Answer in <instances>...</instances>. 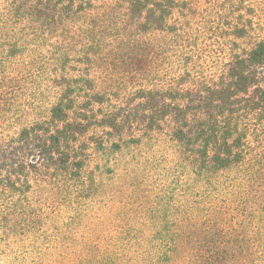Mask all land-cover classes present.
<instances>
[{
  "label": "trees",
  "instance_id": "1",
  "mask_svg": "<svg viewBox=\"0 0 264 264\" xmlns=\"http://www.w3.org/2000/svg\"><path fill=\"white\" fill-rule=\"evenodd\" d=\"M93 1L16 0L14 21L29 18L40 28L52 23L49 33L64 30V43L61 49L46 42L45 59L33 66L31 76L53 70L61 75L50 78L55 91L49 119L19 134L29 162L8 163L12 176L0 177V210L17 215L6 229L37 224L27 217L37 213L24 201L27 192L63 185L83 211L103 175L123 172L143 186L146 199L155 194V202L126 215L116 247L122 253L127 240L133 253L167 264L190 238L177 231L176 220L185 216L196 225L192 241L209 247L197 264H219L233 252L242 261L252 247L249 255L259 250L264 256V0H116L111 10L100 12L102 20L85 21L99 8ZM38 27H33L36 37L44 33ZM6 40L0 38L2 113L19 104L15 91L5 97L4 82L23 83L26 74L20 58L16 76L7 73L11 55L6 50L25 43ZM24 41L31 48L44 44L34 36ZM134 59L130 75L123 76L122 65ZM103 64L109 76L104 82L95 73ZM144 69L158 81L141 85ZM122 94L148 101L161 97L162 102L141 111L114 102L98 115L95 104H109ZM160 140L173 149L174 158L157 155L162 150L154 146ZM91 143L94 150L88 152ZM112 150L116 155L109 163L94 156L91 166L95 151L108 155ZM142 219L149 227L139 223ZM115 260L110 253L102 264Z\"/></svg>",
  "mask_w": 264,
  "mask_h": 264
},
{
  "label": "rangeland",
  "instance_id": "2",
  "mask_svg": "<svg viewBox=\"0 0 264 264\" xmlns=\"http://www.w3.org/2000/svg\"><path fill=\"white\" fill-rule=\"evenodd\" d=\"M115 1L116 0H94L93 3L95 2L99 8L93 11L91 14L92 17H88L85 21L93 18H97V21L102 20L101 13L106 10H111V7H114L111 3ZM15 6H17L16 0H0V38H7L6 43L12 45L16 44V42L11 41L13 39H16L19 45L25 43L23 46H18L13 51L5 50L7 53L10 52L9 55H11L7 56V58H9L6 61L7 73H9L10 76H16V63H18L19 60V62L22 61V63L25 64L21 65L23 66L22 69L26 70V74L24 75L25 81L23 83L19 84L18 81L13 78L4 82L5 84L1 88L5 90V92H8L5 94V97H10L11 93L9 92L11 90L15 91V99L17 98V103L19 104L11 103V105L9 104L10 109L3 113L2 110L0 111V177L11 175L8 171V169H10L8 163L18 158L28 162L30 160V151L27 145L25 146L24 141L19 138V134L23 128L30 127L35 122L49 119L55 91V86L50 78L54 79L61 75L53 70L51 73H41L36 76H31L33 66L40 64L36 62L38 59L41 58V62L45 59L44 56L48 48L46 42H55L57 45L55 47H60L61 49L64 43L62 37L64 30L59 31L56 35L54 33L55 31L51 34L49 33L52 23L40 28L38 27V23L32 22V19L29 21V18L25 19L24 22L14 21L13 11ZM72 23L73 22L69 23L70 26ZM42 25L43 24H40V26ZM34 26L43 29L44 33L40 34L41 32L38 31L39 33L37 32V34L40 36L36 37V35L32 33ZM56 27L57 23L53 24L51 29H55ZM33 36L35 40H39V42L44 41V44H37V46H32V48L26 45L27 41L25 42L24 39L26 37L32 38ZM20 51L23 52V54H21ZM2 56L4 55L0 52V60L4 58ZM16 58L20 59L16 60ZM125 62H128V65H122L121 71H123V76L130 75L129 71L133 69L132 64H137L136 59L132 61L126 60ZM27 64H29L28 67H26ZM95 68L96 75L101 77L103 82L104 80H108L109 76L106 74V64L99 65V67ZM68 69H70V66ZM66 71L67 69H64L62 73ZM69 71H71L72 74H77L76 69H70ZM147 72L148 70L144 69V71L140 73L141 78L139 82L141 85H152L153 81H158V79H154V75L150 72L146 75ZM130 85L132 84H128V86ZM126 98L127 96L124 98L123 94L119 97H113L112 102L109 104H95V109L100 116L104 114L114 102L122 104L126 109L139 108L140 111L146 110L147 108L145 107L149 105L153 108L162 102L161 97L153 101H148L146 98L142 99L132 94L127 99ZM71 117L73 119L76 118L74 113H71ZM95 132L100 135L102 130L97 129ZM164 145L163 141L160 140L157 145L154 146L162 150L161 153L157 155H162L163 153V156H166L167 159L174 158L173 149ZM89 147L91 150L88 152H92L94 150L93 144L91 143ZM124 150L123 153H126L127 150ZM112 152V154L104 155L95 151L92 154L93 157L89 161L91 166H94L97 160L102 162L100 160L105 158L108 160L105 163H109L116 155L113 150ZM94 156L97 157V160L94 159ZM29 171L30 168H25V172L28 173ZM31 175L34 176L32 170ZM103 178L102 181L97 182L96 189H94L95 193L91 195L93 198L87 201L83 211L79 207L80 203H74L76 199L70 194L71 191L66 189L63 185L56 186L54 184H52V187L48 184L46 189L42 187L41 190L25 193V197L27 198H25L24 201H30L34 206V210H37V213L33 211L27 216L37 221L35 225H26L24 227L8 230L5 227L7 224L6 222L14 223L15 220H17L15 217L17 215L13 213L6 214L3 210H0V264H102L106 255L110 253L116 258L115 262L112 264H156L151 262L148 258H144L141 253H133L134 251L131 250L134 249L133 247L128 249L127 245H129V243H127V240L125 241L126 253H122L117 249L121 246V241L117 238L123 235L126 215L134 212L141 204H144L147 208H151L155 202V194L153 195L152 193L147 195L148 199H146V193L139 189L143 186H139L138 183L132 182L123 172L116 177L103 175ZM150 185V187H154L153 184ZM148 220H151L150 217ZM176 222L178 224L177 231L179 234L184 232V234L190 236V238L188 237L185 240L188 243L181 244L183 247L180 248L181 251L179 255L173 254L172 257L176 256V258L172 259L167 264H197L198 255L205 254V251L209 247H200L197 242L194 243L192 241L195 238L194 231L196 225H194V220L188 221L184 216L180 217ZM139 223L149 227V222H147L146 219H142ZM253 232V230L249 231L250 234ZM223 247L224 246L217 249L221 251ZM252 250L253 247L243 252L244 258L242 261H239V257L233 252L232 255L228 256V261L219 264H264V256L259 257V250L249 255ZM127 251L128 253H132L131 256H133V259L128 258L129 255ZM92 260L94 262L90 263ZM147 261H150V263H147Z\"/></svg>",
  "mask_w": 264,
  "mask_h": 264
}]
</instances>
